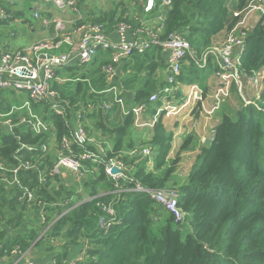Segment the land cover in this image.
Masks as SVG:
<instances>
[{
	"label": "trees",
	"instance_id": "trees-1",
	"mask_svg": "<svg viewBox=\"0 0 264 264\" xmlns=\"http://www.w3.org/2000/svg\"><path fill=\"white\" fill-rule=\"evenodd\" d=\"M5 1L8 6V0H1L0 7L9 13ZM251 1L172 0L167 11L162 9L159 41H165L173 33L180 34L190 43L195 59H199L211 48L215 37L235 24L237 19L231 10L240 12ZM122 3L123 0L93 19L76 20L74 26L91 22L102 24L110 31L119 23L129 24L132 21ZM80 4L83 0L76 3L81 15ZM120 5L123 9L118 14ZM154 12L146 16L156 19L160 11L155 9ZM74 14L76 16L77 12ZM24 20L30 21L29 18ZM50 27L54 29L53 25ZM161 50L157 46L142 55L134 54L148 57L151 51L146 66L149 76L166 66ZM195 59L186 58L176 79L178 85L198 81ZM99 61L94 67L97 75L91 80L86 72L94 64L89 68L74 67L75 73L70 74L72 81L62 77L68 74L62 72L65 70L58 71V78L65 82H58L55 88L66 116L43 112V119L51 123L50 133L34 137L16 130L13 135L0 137V166L8 167L4 174L0 172V259L12 258L13 249L24 253L35 244L37 248L50 247L54 264H69L70 250L76 246L81 247L82 257L77 258L75 264H264V90L257 102L243 104L236 116L224 114L220 118L210 145L202 148L185 183L173 189L179 192L177 207L183 218L179 223L165 207H159L150 194L133 190L140 186L160 192L169 187L177 159L166 170L163 168L172 149L173 133L166 129L160 115L152 127L151 137L133 141L130 138L134 121L131 110L122 118V123L115 126L118 105L104 109L109 95L101 93L107 84L101 67L106 61L103 58ZM236 68L246 78L255 72H264L263 21L245 37ZM160 89L137 90L133 104L144 103L147 113L156 115L163 105L160 101L150 103L149 98ZM198 103L193 110L195 118L201 110ZM76 114L85 132L105 148V161L114 159L124 164L125 177L118 183L106 177L103 164L95 166L89 162L82 168L86 181L74 183L71 189L64 186L60 176L51 174L56 161L54 152L70 133L67 119ZM41 140L46 144H53L55 140L56 146L49 152L36 151L34 147ZM191 141L192 137L187 136L180 149H185ZM20 143L31 146L32 151L22 150ZM144 149H149L148 156L142 154ZM19 162L34 167L18 172L19 185L34 192L31 202L24 200L21 189L8 187L10 185L3 181L2 176L12 182V170ZM40 174L43 175L42 185ZM79 187L91 200H83ZM99 187L110 193L98 196ZM112 202L115 219L111 228L107 232L98 228L89 234L93 216L98 215L99 219L101 215L100 205ZM84 236L86 241L81 240ZM51 241L59 242L63 250L56 252ZM32 253L31 250L29 259Z\"/></svg>",
	"mask_w": 264,
	"mask_h": 264
},
{
	"label": "built area",
	"instance_id": "built-area-1",
	"mask_svg": "<svg viewBox=\"0 0 264 264\" xmlns=\"http://www.w3.org/2000/svg\"><path fill=\"white\" fill-rule=\"evenodd\" d=\"M54 1L60 9H71L77 12L74 21H56L43 17L40 13L34 12V18L42 27L54 26V34L50 38L42 39L34 46L23 51L2 50L0 51V101L1 93L8 91L18 96L19 104L12 107H0V137L4 135H13L16 130L29 133L32 136H43L44 133H50L51 123L43 119V112L52 113L58 116H66L65 110L59 101L58 90L55 84H62L65 79H60L57 76L58 71L68 68H85L92 65L99 55L104 53L107 56L106 62L102 66V71L105 79L111 82L116 77V68L123 60L134 54L142 55L153 47H160L162 51L169 53L166 62V84L149 98L150 103L162 102L163 108L159 109L154 116L151 126L157 121V117L163 110L169 108L170 99L176 97L180 92L181 87L177 84V77L180 75L183 65L186 64L187 57L195 59L193 48L190 43L180 34L173 33L165 41H159V33L162 29L161 24H157L156 29L149 21H140L136 26L128 23H119L116 27L117 40L115 42L109 39L106 28L102 24L84 22L74 26L76 20H81L82 17L76 10V3L80 0H49ZM253 1V0H252ZM251 1V2H252ZM264 1V0H263ZM143 4V13L151 15L155 9L160 11L157 15L159 22L163 21V7L169 8L172 0H141ZM0 21H10L8 13L0 10ZM161 25V26H160ZM73 27L69 32L63 31L64 28ZM242 39V38H241ZM243 40V39H242ZM244 42L240 40H230L229 44L221 49H208L203 52L199 59H195V64L200 69H205L210 60L217 63L220 68L221 77L226 78L230 74L240 77L239 71L236 68L237 62L243 53ZM67 45L70 49L68 52H59V50ZM50 56V58H48ZM241 78V77H240ZM59 82V83H58ZM109 88L104 90L106 94L118 97L123 89L121 85H113L109 83ZM191 93L187 94V100L184 103V108L190 104H197V86H190ZM101 92V93H103ZM184 99V98H182ZM200 101V100H199ZM119 102H122L119 97ZM201 103V102H199ZM123 105V104H122ZM121 105V106H122ZM193 105V106H194ZM108 103H104V109H108ZM45 109V110H44ZM147 110V105L142 103L135 105L131 109L135 123H138L142 114ZM171 110V109H170ZM67 125L70 130L69 136L63 138L56 154V161L51 169V174L59 175L61 172L72 173L77 177L82 176L83 164L86 162L93 165L103 164L105 173L109 180L117 182L125 177L124 164L121 161L103 159V152L100 148L95 151L89 147L93 143L92 138L78 125L73 127L72 122L67 119ZM50 138H53L50 134ZM50 144L39 141L36 151L41 153L52 151ZM22 150L32 151L31 146L23 143L19 144ZM103 147V146H102ZM148 156L149 149H144L142 152ZM7 166L1 165L0 172L4 174L7 171ZM34 168L29 163L19 162L16 168L12 170L13 179L8 187H16L24 192L23 198L26 201L34 200V192L23 189L19 185L18 172L27 171ZM117 168L120 173L113 174L112 170ZM40 184H43V175L40 174ZM136 192H147L152 198L160 203L166 210L176 217V221H182V214L177 207L179 192L178 190H169L163 193L162 191L153 192L137 186L133 189ZM163 196L168 198H163ZM102 211H106L99 216V228L107 232L114 223L115 211L106 204H101ZM43 221V214L40 215ZM18 251V253L13 252ZM26 254H22L16 248L11 251V257L15 258L13 264H36L33 260L26 258ZM71 264H75L72 262Z\"/></svg>",
	"mask_w": 264,
	"mask_h": 264
},
{
	"label": "rangeland",
	"instance_id": "rangeland-1",
	"mask_svg": "<svg viewBox=\"0 0 264 264\" xmlns=\"http://www.w3.org/2000/svg\"><path fill=\"white\" fill-rule=\"evenodd\" d=\"M119 1L120 0H94V3L97 2V4H92V5L97 7L98 9H102V8L105 9L106 7L107 8L109 7V9H112L113 6L115 7V5ZM39 2H40V0H10L11 4H9V13H8L10 21H8V22L4 21V22H6V25L8 26V28L7 29L1 28L2 30L0 31V35L6 34L8 31L15 30V27H17V26H15V24H16L15 22L17 20H16V16H14V15H15V13H18L17 11H21V13H23V17L25 19L26 18L30 19L31 18V10L30 9L34 8L35 4L39 3ZM111 2H114V4L112 5ZM52 4L56 5L55 3H52ZM6 5H7V2L5 1L4 6H6ZM121 5H123L125 7L126 2L124 1ZM121 5L119 6V9H117V11H119V13L123 9V7ZM0 9L4 10L1 7H0ZM61 10H64V9H61ZM231 12H232L234 18L237 19L235 24L232 26V28L229 31L222 32L218 36V37L225 36L224 40H222L221 44H213L212 49H221V48L225 47L227 44H229V41L232 39L240 40V41L244 42L243 40H245V37L248 35L249 31L252 30L253 27L257 23H259L260 21H263V24H264V1L263 0H253L242 11L234 12L232 9ZM32 17L35 21H37L34 18V13L32 14ZM75 17L76 16L74 15V18ZM22 20H24V19H22ZM74 20L75 19H73V18L68 19V20H63V18L62 19H56V21H74ZM19 22H20V20H19ZM72 28L73 27L64 28L63 31L69 32ZM40 40H42V38L37 39L34 43H31L30 45H28L22 49H12V51L26 50V49L34 46ZM63 48L68 49V51L70 49L67 45H64ZM8 50H11V49L8 48ZM210 51H211V49H210ZM215 69H216V71H214L212 73H211V71L207 72L206 75L208 76V78H210V81L206 82L207 84H199V82H201V81H199V78H201L202 82H203V76L205 75L203 70H200V72L198 71V75H199L198 81L194 82V85L197 86V98L195 100L197 102L202 103V107H200L201 110L199 111V117L198 118L194 117L193 120L191 122H189V119H190L189 116L192 114L193 110H195V108H196V107H193L194 104H190L187 108H184L185 107L184 103L187 100V94H190L192 92L191 89L188 87L183 88V92L185 93L184 99H182V96H180L177 99H175V98L171 99V104L165 105V107H167L169 109L164 110V112L161 114L162 115V122L165 125L166 129L167 130L169 129L168 131H170L171 128L174 127V124L179 123V122L189 118L187 123H186L188 125V128L185 129V132L190 133L191 134L190 137H192L191 143L183 150L180 149L182 146V142H183V141H181V139H179V141L177 139H174L172 141V149H171V152H170V154L166 160V164H165L163 170H166L169 166H171L175 159H177V161L175 163V171L171 176V182L169 183L170 185H169V187H167L166 189H164L162 191L165 194L169 190L178 189V187H180L182 184L185 183L190 171L192 170V167L196 163V160H197L202 148L205 146H208V145H206V141H211V137H212V134L214 132V126H216V124L220 120V118H222V116L224 114H227V115H230L233 117L236 116V111H238L243 104L252 103V101L257 102L262 91L264 90V72H262V71L255 72L252 74L251 77H247V78L244 76H241V75H240L241 76V78H240L239 76H236L234 74H230L228 77L226 76V78H222L220 76L221 73H219L220 68L217 65H215ZM218 69H219V72H218ZM101 70H102V67H101ZM198 70H199V68H198ZM84 71H86V70H84ZM138 72H139V70L133 71L131 73V75L136 76L138 74ZM86 74L90 78L89 80H91V78L94 79L97 75V73L94 69V66L92 67V69L90 71H87ZM62 77H64V78L67 77L71 80L74 79L73 77H71L70 74L62 75ZM89 80H86V81L91 85ZM118 80L119 79L116 78V80L114 79L111 82L108 81L106 86L109 83H114L113 85H116V86L121 85V84H119ZM71 84H74V83L71 82ZM205 87H207V91H209L211 93V94L208 93V97L203 92V89L204 90L206 89ZM71 90H73V88H71ZM84 91H89V90H84ZM99 91L100 90L96 91L95 93H97ZM11 94L12 95H10L9 92H2L1 93V96H2V100H1L2 107L1 108L7 107V106L12 107L13 105L19 104V101H17V99L14 98V94L13 93H11ZM103 94L106 95L105 92H103ZM153 94H151V95H153ZM107 98H108V100H107L108 106L110 108L113 105H116V106L120 105L121 106L123 104L122 106H124L127 103L125 98H122V102H119L118 94L116 96L110 94L109 96H107ZM210 99H211V102H209ZM162 105H164V104L162 103ZM189 111H192V112H191V114H189L187 116ZM209 113H210V115L213 113L214 116H212L211 118H207L206 115ZM210 115H208V116H210ZM159 117H160V115L157 117V119ZM215 117L217 119V122L215 125H213V123H212L213 121H211V119L215 118ZM69 120L72 122V125L74 128H76L78 125L81 126V124L78 122V120H79L78 114H76L75 117H72ZM207 122H209V123H207ZM132 131L133 130H130V134ZM177 133H180L179 130L177 131ZM138 135H142V132H140ZM92 140H93V143H91L89 145V147L95 151H99L101 148L102 152H103V159H105L104 158L105 153H106L105 148H103L100 143L95 142V140L93 138H92ZM53 146H56L55 140H54L53 144L51 145V147H53ZM56 152H57V150L54 153H56ZM55 158H56V154H55ZM163 170H161V171H163ZM104 172H105V167H104ZM63 173H64V171L61 172V174H59L57 176H60L59 178H61L64 186L67 187V189H71L74 185L73 180H75V179H73V176L71 175L72 173L70 174V176L72 178L70 176L63 177L62 176ZM156 173L160 174V172H156ZM85 175H86V173L83 174V172H82V176L80 177V180L82 183H84V181H86V179H87V177L85 178ZM105 175H106V177H108L106 173H105ZM163 198L166 199V198H168V196L167 197L163 196ZM158 204L160 207V203H158ZM106 205H109L113 208V202L106 204ZM105 212L106 211L103 212L101 209V215L104 214ZM56 214H57V212H56ZM101 215H99V216H101ZM95 216H97V215H95ZM95 216H93V217L95 218ZM174 219L176 221L175 216H174ZM83 239L84 238L81 237V240H83ZM61 250H63V249H61ZM13 252L18 253V251H13ZM27 252H28V250L22 254L24 255ZM51 253H52V251L49 252L48 255ZM72 256L73 255L71 254L69 257L70 260H73V261H71V263L76 261L75 258L72 259L73 258ZM77 258H79V257H77Z\"/></svg>",
	"mask_w": 264,
	"mask_h": 264
},
{
	"label": "crops",
	"instance_id": "crops-1",
	"mask_svg": "<svg viewBox=\"0 0 264 264\" xmlns=\"http://www.w3.org/2000/svg\"><path fill=\"white\" fill-rule=\"evenodd\" d=\"M124 1L126 2V5L124 8L128 11L129 19L133 22V23L131 22L129 24H131L132 26H136L140 21H142V20L144 21L147 19V20H151L150 23L152 26H155V27L157 26V19H153L154 17H152V16L147 17L143 13V4H142L141 0H123V2ZM119 2H121V0ZM119 2L115 5V7L119 4ZM52 3L53 2L49 1V0H40L39 3H36L34 8L30 9L31 10V18H30V21H28V22H25L24 20H22V19H24L23 13H21V11H17L18 13H15L14 16H16L17 14H22V16L21 17L16 16L17 21L15 22L16 23L15 26H17V27H15V30L8 31L6 34H3V35L1 34L2 36L0 35V51L8 49V48L11 50L12 49H22V48L30 45L31 43H34L37 39H41V38L45 39V38H50L53 36V34L55 32L54 29L51 30V27H47V28L42 27L38 21H35L33 19L32 14L34 12H39L43 17H46L52 21L56 20V19H62V18H63V20H68L71 18L74 19V15H75L74 11H72L71 9L61 10L60 8H58L56 5H54ZM9 4H11V3L8 0V6L7 5L5 6L8 9H9ZM92 4H97V2L94 3V0H83V4L82 5L80 4L79 9L81 11V17L82 18L85 17V18L93 19L94 17L98 16L101 11L110 10L109 7L108 8L106 7L107 9L106 8L105 9L104 8L98 9L97 7L93 6ZM111 4L113 5L114 2H111ZM115 7L113 6V8H115ZM234 12H237V11H234ZM117 13H119V11H117ZM154 13L156 14V12H154ZM154 13H153V15H154ZM19 20H20V22H19ZM116 27H117V25L115 27H113V29L110 31L106 30L107 34L109 35V39L113 42H115L117 40ZM1 28H6V29L8 28V26L6 25V22L0 21V31L2 30ZM224 37L225 36L218 37V38L215 37V39H213V41H212V45L213 44H221L222 40H224ZM65 51L68 52V49L63 48V47L59 50V52H65ZM148 54L150 56L151 51ZM149 56L148 57H136V56L132 55L128 59L123 61L120 65H118L116 68L115 80H116V78H118L119 84H121L123 86V89L120 91L119 97H121V99L125 98L127 103L124 106L119 105L118 106L119 108L118 107L116 108L115 112H117L118 114H116L117 120L115 122V124H116L115 126L120 125V123H122V118H124V116H126L128 114V110L135 107V105L133 104V97H134L137 90L142 89V88L146 89V90H150V89L151 90H158L161 87H163L166 83L165 82V80H166V66H165V64L168 60L169 53L167 51H162V58L164 61L165 68H159V69L155 70L154 74L151 76H149L147 74V67H146L147 66V60H148ZM101 58L104 59V62L107 60V56L105 54H101L96 58L97 60L95 59V61L93 63L94 65L93 64L92 65L95 67L96 61H99V59H101ZM209 63H211V64L210 65L208 64L207 67L203 70L205 73V75L203 76V82L202 83L199 82V84H207L206 82L210 81V78H208V76L206 75L207 72L210 71V68H211V73L216 71L215 65H217V63L214 64L212 60H210ZM92 65H90V66H92ZM90 66L85 67V68H89ZM136 70H139L138 74L136 76L131 75V73L133 71H136ZM200 70H202V69L199 68V72H200ZM62 72H64V74L65 73L72 74V73H75V69L68 68L67 70L62 71ZM218 72H219V69H218ZM70 81H72V80H70ZM108 85H111V84H108ZM108 85L107 86L105 85V87H103L102 89L109 88ZM179 86L181 87L180 94L176 95L175 99L179 98L180 96H182V98H184L185 93L183 92V88L184 87L189 88L190 86H194V82L190 85H183V86L179 85ZM205 88L207 90V87H205ZM5 92H8V91H5ZM203 92L205 93L204 89H203ZM11 93L9 92L10 95H12ZM208 93H210V92L207 91L205 93L207 95V97H208ZM14 98H16L18 101L20 97L18 98V96L14 95ZM1 100H2V96H1ZM170 101H171V99H170ZM209 102H211V99L209 100ZM200 104L202 107V103H200ZM196 105H194L193 107H196ZM0 107H2L1 101H0ZM163 112H164V110L161 112V114ZM191 112L192 111H189L187 116L189 114H191ZM208 115H210V113L206 115L207 118H211L212 116H214L213 113L210 116H208ZM154 116H155V114L151 115V114L145 112L144 114L141 115L138 123H135V119H134L133 124L130 128V130H133L130 134V138H132L133 141L134 140H136V141L141 140L143 138L147 140L149 137H151L150 136V133L152 131L151 122L153 121ZM189 117H190V119L188 118L189 122H191L193 120V118L195 117L193 115V112ZM133 118H134V116H133ZM188 119H185L179 123L174 124V127L171 128L170 131L174 135L173 140L177 139L179 141V139H181V141H184V139L187 136H191L190 133L185 132V129L188 128V125L186 124ZM211 121H213L212 123H213V125H215L217 122L216 117L212 118ZM207 123H209V122H207ZM176 130L177 131L179 130L180 133H177ZM140 132H142V135H138ZM70 174L71 173L64 172L62 174V176L68 177V176H70ZM71 175L73 176V179H75V180H73L74 183H77V182L81 183V180L79 177L75 176L74 174H71ZM97 190H98V196H102V195H106V194L110 193L109 191H106L104 189V187H99V188H97ZM78 193H82L84 195V199H83L84 201L91 200V198H92V197H88L86 195V193L80 187L78 188ZM90 228H91V230H90L89 234L93 233L94 231L96 232L98 230V228H99L98 215L95 216L94 220L91 221ZM43 233L44 232H42L41 235H43ZM83 241H86V236H84ZM51 242L53 243V249H55L56 252H58L62 249V246H58L59 242H57V241H51ZM31 250L33 252L32 253L33 256L30 259H33V261L36 264H54L53 263V255L54 254H53V251L50 249V247H47V246L43 247V245H41L40 247L38 246V248H37V245L34 244L32 247L29 248L28 252L26 253V255H27L26 258H29V255H30L29 252H31ZM51 251H52V253L48 255V253ZM70 253L73 255L72 259L75 258V260H76L77 257H81V247L80 246L72 247L70 250ZM68 261H69V264H71V261H73V260L68 259ZM14 262H15V258L12 257V258H9L6 260L2 259L0 264H13Z\"/></svg>",
	"mask_w": 264,
	"mask_h": 264
},
{
	"label": "water",
	"instance_id": "water-1",
	"mask_svg": "<svg viewBox=\"0 0 264 264\" xmlns=\"http://www.w3.org/2000/svg\"><path fill=\"white\" fill-rule=\"evenodd\" d=\"M163 10L164 11H167L168 10V8L167 7H163ZM48 58H50V56H48ZM130 108V107H129ZM129 110H131V109H129ZM210 142L211 141H206V145H210ZM143 154V153H142ZM121 172V170H119V169H117V168H114L113 170H112V173L113 174H116V173H120ZM0 262H1V259H0Z\"/></svg>",
	"mask_w": 264,
	"mask_h": 264
},
{
	"label": "bare ground",
	"instance_id": "bare-ground-1",
	"mask_svg": "<svg viewBox=\"0 0 264 264\" xmlns=\"http://www.w3.org/2000/svg\"><path fill=\"white\" fill-rule=\"evenodd\" d=\"M160 14V12L157 14V15H159ZM157 19V18H156ZM162 22H159L158 21V19H157V24H161ZM202 70H204V69H202Z\"/></svg>",
	"mask_w": 264,
	"mask_h": 264
}]
</instances>
